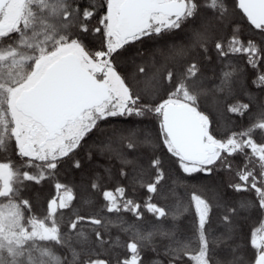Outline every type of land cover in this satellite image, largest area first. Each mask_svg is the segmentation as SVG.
<instances>
[{"label":"snow or ice","instance_id":"6c2138e0","mask_svg":"<svg viewBox=\"0 0 264 264\" xmlns=\"http://www.w3.org/2000/svg\"><path fill=\"white\" fill-rule=\"evenodd\" d=\"M0 264H264V0H0Z\"/></svg>","mask_w":264,"mask_h":264},{"label":"trees","instance_id":"16d2710c","mask_svg":"<svg viewBox=\"0 0 264 264\" xmlns=\"http://www.w3.org/2000/svg\"><path fill=\"white\" fill-rule=\"evenodd\" d=\"M172 42L179 43L180 42V36L178 35L176 37H165L163 40H160L159 41L160 44L172 43ZM149 44H151V42H149ZM120 122H121L120 121V118H116V119L110 120L109 121V124H119ZM244 123H247V122L244 121ZM93 139H94V137H93ZM88 143H91V139L88 141ZM85 153H86V148L85 149H81L80 152H79V157L78 158H81L82 160H84V162H85V169L87 170V168H89L91 165H90V162H88L86 160ZM74 175H75V177L77 179H79V177H80V173L79 172L74 173ZM181 175H183V174H181ZM69 178H71V177L69 176ZM61 179H64V176L63 175H62ZM201 179H203V178H201ZM218 179H223V180L226 181L228 179V177L226 175H223L222 174L220 177H218ZM198 182H199V180H191V181H189L190 184H196ZM39 190L44 195H48V194H50L53 191L52 188H51V186H50V184H48V183H45L44 186H43V188L42 189H39ZM191 190L192 189H188V191H191ZM181 191H183V190H181ZM144 196H145V193L143 192V190H141L138 193V195H137V199H140V198H142ZM37 211H39V210L37 209Z\"/></svg>","mask_w":264,"mask_h":264}]
</instances>
